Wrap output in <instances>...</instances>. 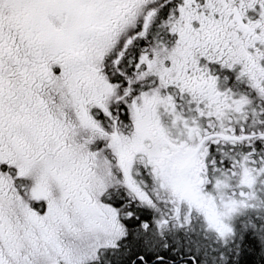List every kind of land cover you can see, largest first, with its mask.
I'll return each instance as SVG.
<instances>
[{
    "label": "snow or ice",
    "instance_id": "obj_1",
    "mask_svg": "<svg viewBox=\"0 0 264 264\" xmlns=\"http://www.w3.org/2000/svg\"><path fill=\"white\" fill-rule=\"evenodd\" d=\"M0 264H264V0H0Z\"/></svg>",
    "mask_w": 264,
    "mask_h": 264
}]
</instances>
